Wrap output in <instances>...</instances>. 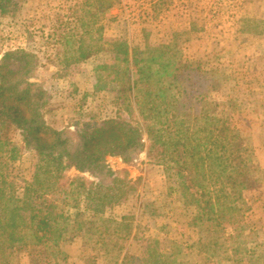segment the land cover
I'll list each match as a JSON object with an SVG mask.
<instances>
[{
	"label": "rangeland",
	"instance_id": "rangeland-1",
	"mask_svg": "<svg viewBox=\"0 0 264 264\" xmlns=\"http://www.w3.org/2000/svg\"><path fill=\"white\" fill-rule=\"evenodd\" d=\"M14 1L2 12L0 0V62L15 51L36 55L40 66L29 78L32 90L42 87L48 95L45 120L70 143L68 152L49 164L57 205L66 202V210L80 211L86 223L78 238L62 246L67 264H123L125 257V264H264V0ZM80 41L96 55L68 66L66 55ZM165 47L176 62L201 63L204 71L222 76L220 90L208 93L206 102L218 103L215 116L239 133L249 147L244 160L251 156L258 167V181L245 174L227 192V201L242 212L238 229L221 233L196 226V209L176 183H168L162 163L145 152L130 163L105 159L107 170L135 188H124L127 194L118 204L95 197L93 187L76 195L81 180L112 185L106 172L90 175L76 151L78 132L112 119L139 120L133 104L112 91L108 73L121 62L120 52ZM215 127L221 123L200 120L190 131L205 145L206 131ZM5 135L20 149L14 160H4L8 181L21 195L38 178L42 158L23 145L18 131ZM207 176L215 189H228L221 168L213 166ZM21 256V264H30L25 253Z\"/></svg>",
	"mask_w": 264,
	"mask_h": 264
},
{
	"label": "trees",
	"instance_id": "trees-1",
	"mask_svg": "<svg viewBox=\"0 0 264 264\" xmlns=\"http://www.w3.org/2000/svg\"><path fill=\"white\" fill-rule=\"evenodd\" d=\"M11 2L15 1L1 0V11L5 12ZM169 53L166 47L120 52L121 62L108 73L112 91L118 99L133 104L139 120L130 123L112 119L78 132L76 151L90 175L106 172L112 177V185L81 180L76 195L93 187L95 197L112 206L118 204L127 194L124 188H135L107 170L105 159L120 157L130 163L145 152L150 161L162 163L168 183H176L186 204L196 209V226L221 233L226 228L238 229L242 212L227 201V192L234 190L236 178L245 174L258 181V167L253 157L244 160L249 147L239 133L215 116L218 103L206 102L208 93L220 90L222 76L214 69L204 71L201 63L176 62ZM95 55L80 41L76 51L66 55V63L83 64ZM39 66V59L29 51L6 53L0 62V264H21L23 253L30 264H67L62 246L78 238L86 225L80 211H67L66 202L60 207L53 197L56 183L51 180L49 164L68 152L70 143L45 120L48 95L42 87L32 90L35 85L29 78ZM200 120L222 126L206 131L205 145H200L202 139L190 131ZM10 129L20 133L23 145L37 153L43 163L38 178L27 183L21 195H17L15 183L8 181V163L4 160H14L20 151L5 135ZM213 166L221 168L228 189H215L216 183L208 180L207 172ZM126 261L127 257L122 263Z\"/></svg>",
	"mask_w": 264,
	"mask_h": 264
}]
</instances>
